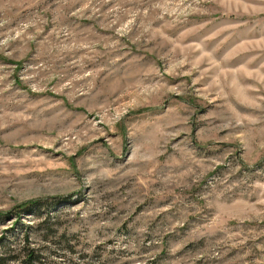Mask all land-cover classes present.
<instances>
[{
    "label": "rangeland",
    "instance_id": "1",
    "mask_svg": "<svg viewBox=\"0 0 264 264\" xmlns=\"http://www.w3.org/2000/svg\"><path fill=\"white\" fill-rule=\"evenodd\" d=\"M26 233L35 264H264V0H0V240Z\"/></svg>",
    "mask_w": 264,
    "mask_h": 264
},
{
    "label": "trees",
    "instance_id": "2",
    "mask_svg": "<svg viewBox=\"0 0 264 264\" xmlns=\"http://www.w3.org/2000/svg\"><path fill=\"white\" fill-rule=\"evenodd\" d=\"M42 203L43 200H35V201L33 200L30 202H25L24 204H22L20 209H18L19 212H14V213L17 214L16 216H20L23 211H28L35 206H37V208L38 207L40 208ZM23 243H24L23 248H21L20 251L17 254H15V253H10L9 250L10 248H6V244L1 239L0 246L2 247V249H4V251L0 253V264H9L12 261L19 260L22 256V253L26 255V258L21 259V263L35 264L34 262H36L39 259V254L36 253V250L34 248L29 247L30 239L28 233L24 235Z\"/></svg>",
    "mask_w": 264,
    "mask_h": 264
}]
</instances>
